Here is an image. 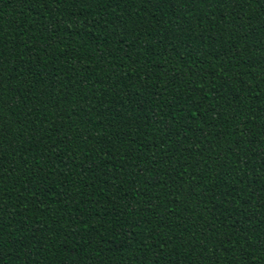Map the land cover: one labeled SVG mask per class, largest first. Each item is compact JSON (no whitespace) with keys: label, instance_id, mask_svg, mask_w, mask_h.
<instances>
[{"label":"trees","instance_id":"trees-1","mask_svg":"<svg viewBox=\"0 0 264 264\" xmlns=\"http://www.w3.org/2000/svg\"><path fill=\"white\" fill-rule=\"evenodd\" d=\"M0 264H264V0H0Z\"/></svg>","mask_w":264,"mask_h":264}]
</instances>
